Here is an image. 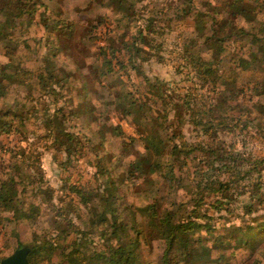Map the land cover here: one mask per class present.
I'll list each match as a JSON object with an SVG mask.
<instances>
[{
  "label": "trees",
  "instance_id": "obj_1",
  "mask_svg": "<svg viewBox=\"0 0 264 264\" xmlns=\"http://www.w3.org/2000/svg\"><path fill=\"white\" fill-rule=\"evenodd\" d=\"M90 1L119 15V31L111 28L78 69L103 21L81 31L57 6L65 0H0V153L8 155L0 157V232L7 247L28 245L29 264H216L237 248L260 250L252 264H264V158L228 138H245L253 114L264 110V0ZM32 26L45 32L34 40L35 68L20 52L32 48ZM166 53L187 88L145 70ZM247 71H259L253 83L240 82ZM10 134L19 135L14 147L3 141ZM113 138L118 151L108 148ZM47 151L58 186L43 169ZM82 161L92 168L86 181L70 169ZM248 190L250 199L239 200ZM22 223L41 227L27 244ZM228 223L229 235H216Z\"/></svg>",
  "mask_w": 264,
  "mask_h": 264
},
{
  "label": "rangeland",
  "instance_id": "obj_2",
  "mask_svg": "<svg viewBox=\"0 0 264 264\" xmlns=\"http://www.w3.org/2000/svg\"><path fill=\"white\" fill-rule=\"evenodd\" d=\"M57 6L63 8L66 16H69L70 19L76 20L79 25L83 26L81 28L82 29L81 31H83V28L84 31L87 28H89L88 26L90 24L96 25L98 24L99 21H103L102 24L100 23V25H98V27L94 30V33H97L98 37L97 39L93 40L92 44H90V52L88 55L91 56L83 57L73 65L76 68L78 67V69L85 66V64L88 65L91 63V61L93 60L92 58L93 51L97 50L96 48L98 47L97 45L104 44L105 38L109 36L110 34L109 30L111 28L114 27L116 30L118 29L117 31H119V28H117V24L119 23L116 22V18H118L119 15L113 13V11L107 6V4L104 1L103 3L97 1L92 4L90 0H65V2L62 3V6L61 5H57ZM105 21H107L106 24ZM44 34H45L44 29H42L41 27L32 26L27 35L28 39L31 42L32 48L28 50L21 49L20 51L23 60L25 61V64L31 68L36 67L37 53L39 52V49L37 48L38 45L35 44L34 40L35 38L42 37V35ZM110 36L113 37L114 35H110ZM172 38L173 35L169 34L168 35L169 41H171ZM164 55H165V60L153 59L151 62L146 63L145 70L147 71V73L151 76H157L160 79L168 81L171 85L176 86L180 90L187 88L188 85H190V81L187 79L184 73L182 74L177 70V64H176V60L174 59V56H171L168 53ZM0 59L2 61L4 60L3 57H1ZM70 63L71 65L73 64L72 61H70ZM258 74L259 71H257L256 73L253 71H247L245 75H243V77L241 78L240 82L245 83L247 81H251V83H253V81L256 79L255 76ZM89 96H93V93L89 94ZM262 103L264 104V102ZM107 109L108 108H106L105 110ZM263 112L260 113L259 110H257L253 114L255 120L249 128L244 130V133L247 132L245 138H243L242 136H238V137H233L232 135L228 136L229 139L233 138L237 140L238 147L240 149H242L243 151L245 150L246 153L256 154V156H258V158L260 159L264 158V113ZM111 121L114 124L120 123L127 135H134V128L127 120H124L117 115L111 114ZM3 141L7 147H14L16 144L19 143V135L10 134L8 136H4ZM119 142L120 140L116 138L111 139L108 143V148L114 151H118L119 150L118 147H120ZM0 157H2L3 159H7L8 155L6 152H2L0 153ZM81 163L82 164H78L77 166L71 167L70 169L76 175L77 178H81L82 181H86L92 175V168L86 165V163H84L83 161ZM42 165L47 179L50 180L52 185L58 186L60 184L59 171L53 160V155L51 152L47 151L44 153ZM263 166L264 163L262 164L259 163L258 167L262 169L261 181L264 185ZM256 177H258L257 174H255V178ZM262 190L264 191V186L262 187ZM251 192L252 190H248L246 193L239 195L238 197L239 200L242 199H245V201L249 200L251 197ZM260 207H261L260 213H264V203L261 204ZM240 213L242 215V212ZM239 221L240 218L238 220H235L234 222H239ZM39 225L32 226L27 223H22L18 226V231L25 244L29 242L32 231L39 230L41 228ZM11 227L13 226L11 225ZM229 229H230V223L221 224L217 227L216 235H222V236L229 235ZM260 232L261 233L259 235H262V237H264L263 234L264 230H260ZM6 240H7V235L5 234V231L0 232V255H4V256L6 255L7 257L11 255L14 251L12 252V249L7 247ZM261 247L264 248V243H262ZM157 254L158 252L155 249L154 253L152 254L154 259L157 258ZM259 255H260V250L255 251L250 248H237L235 250H230L229 253L227 254V258L221 261L220 263H216V264H252L254 259Z\"/></svg>",
  "mask_w": 264,
  "mask_h": 264
},
{
  "label": "water",
  "instance_id": "obj_3",
  "mask_svg": "<svg viewBox=\"0 0 264 264\" xmlns=\"http://www.w3.org/2000/svg\"><path fill=\"white\" fill-rule=\"evenodd\" d=\"M30 249L28 245L18 248L11 255L2 259L0 264H29L28 253Z\"/></svg>",
  "mask_w": 264,
  "mask_h": 264
}]
</instances>
